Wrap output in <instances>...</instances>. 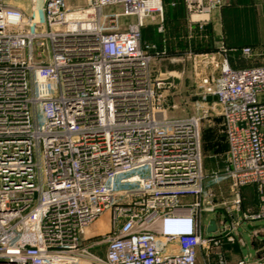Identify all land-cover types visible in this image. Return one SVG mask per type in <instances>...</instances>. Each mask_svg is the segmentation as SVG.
Wrapping results in <instances>:
<instances>
[{
  "label": "built area",
  "instance_id": "built-area-1",
  "mask_svg": "<svg viewBox=\"0 0 264 264\" xmlns=\"http://www.w3.org/2000/svg\"><path fill=\"white\" fill-rule=\"evenodd\" d=\"M184 4L193 40L224 5ZM149 23L165 34L163 0H31L27 11L0 0V264H198L264 220V50L174 55L164 38L143 40ZM163 61L206 71L192 115H167L180 77L157 74ZM212 118L228 150L207 174Z\"/></svg>",
  "mask_w": 264,
  "mask_h": 264
},
{
  "label": "crops",
  "instance_id": "crops-1",
  "mask_svg": "<svg viewBox=\"0 0 264 264\" xmlns=\"http://www.w3.org/2000/svg\"><path fill=\"white\" fill-rule=\"evenodd\" d=\"M223 7L217 10L212 18V22L207 26L206 30L210 33L209 37H206L205 42L208 41L212 48H217L221 42H224L229 48H238L241 46V42L238 39H230L226 41L223 36H240L244 35L242 32V25H239V20L245 19L249 21H257L264 19V0H222ZM7 2L15 7L21 8L25 11L31 5V0H7ZM165 7V29L164 35L157 30L156 23H149L145 30V36L147 42H153L158 44L160 47L162 45L163 38L167 40L168 48L171 52L184 51L187 47H182L183 40L187 42L186 35L189 33L188 27V17L184 4V0H163ZM263 6H262V5ZM252 10L249 11V9ZM261 8V9H260ZM247 9V11L245 10ZM263 13V14H262ZM222 36V37H220ZM201 38V37H200ZM196 36L195 41L190 42L189 46H197L198 40ZM221 38V39H216ZM203 41V40H202ZM195 48V47H194ZM155 69L158 73H161V69L158 70V65H155ZM226 153V152H225ZM224 192H227L226 186L224 187ZM250 194H253L252 199ZM244 195V210H256L257 209V197L255 195L254 189L247 188L243 191ZM253 200V202L251 201ZM252 205V206H250ZM264 220L252 223L251 225L261 224ZM100 226H104L102 223ZM95 229V227H94ZM249 229V224H245L240 231L241 237L239 236L237 240L241 243L237 250V257L234 259L231 253L234 246L226 244V253L224 254L228 264H237L239 261L248 259L251 264L260 262L264 264V239L259 234L257 237L251 235ZM247 237V239H245ZM248 252H245L246 248H249ZM231 249V250H230ZM198 264H218L217 257L213 256L208 261L206 260L205 253L203 251L199 254Z\"/></svg>",
  "mask_w": 264,
  "mask_h": 264
},
{
  "label": "rangeland",
  "instance_id": "rangeland-1",
  "mask_svg": "<svg viewBox=\"0 0 264 264\" xmlns=\"http://www.w3.org/2000/svg\"><path fill=\"white\" fill-rule=\"evenodd\" d=\"M88 0H67V3L71 8L84 7L87 5ZM262 5V4H261ZM264 5V3H263ZM262 5V6H263ZM261 9V8H260ZM247 11V9H245ZM252 8L249 9V11ZM120 8L114 7L105 10V14H109L112 12H119ZM263 14V13H262ZM239 25H242V32L244 31V35L240 36H223L226 41L230 39H238L241 41V46L243 45H251L254 46L257 50H264V19L257 21H249V20H239ZM134 18H122L120 20L121 26L123 28L127 27V24L134 23ZM207 37L210 35L207 30L204 32ZM189 36L186 35L187 42L183 40L182 47H185L190 42H193V39H189ZM222 37V36H220ZM206 39V36L204 37ZM221 39V38H216ZM184 51H178L179 54H184ZM158 65V70L164 73L167 72H176V75L179 76V80H177L176 89H174L171 97L170 104L171 106H175L176 108H171V112H168L167 115L173 118L190 116L194 112V105L190 100V96L198 91V84L200 83V75H206V71L201 68H193L189 62L184 63H171L170 61H163L156 63ZM156 67V66H155ZM156 70V69H155ZM201 140H202V153H203V168L204 172L209 174L220 167L221 157L225 154L226 150V136L224 132V124L223 121L219 118H212L209 120L203 121L201 124ZM253 194H250V198L252 199ZM253 202V200H251ZM252 206V205H250ZM101 223L104 225L100 227ZM102 228L103 233L107 230V223L104 220H100L95 229H92V232L95 234L98 233L97 230ZM247 231L251 232L253 236L255 232L261 234L264 239V222L261 224L251 225L249 224V229ZM99 234V233H98ZM241 237V234H239ZM238 236V237H239ZM247 239V237H245ZM226 241V240H225ZM264 241V240H263ZM236 244H231L229 242L219 244L218 246H214L212 250V255L218 256L220 254H225L226 244L236 245L231 250L234 255L233 258L237 257V250L240 247L241 243L236 240ZM238 247V248H237ZM248 249H251V245L249 244V248L245 249V252H248ZM216 256V257H217Z\"/></svg>",
  "mask_w": 264,
  "mask_h": 264
},
{
  "label": "trees",
  "instance_id": "trees-1",
  "mask_svg": "<svg viewBox=\"0 0 264 264\" xmlns=\"http://www.w3.org/2000/svg\"><path fill=\"white\" fill-rule=\"evenodd\" d=\"M145 30H146V28H144L143 29V40L144 41H147L146 40V36H145ZM196 36L198 37V38H200L201 36H202V38H200V40H198L199 42H198V45L196 46H191L196 52H208V51H214L215 49H216V47L215 48H212L211 47V45H210V43L208 42V41H204V40H206V39H204V37L206 36L207 37V35H205L204 33L201 35L200 33H196ZM203 40V41H202ZM195 41V40H194ZM239 42H241V41H239ZM245 46H250V47H253L254 48V46H251V45H243V46H239L238 48L240 49V48H242V47H245ZM185 47H187V46H185ZM195 47V48H194ZM189 48V45H188V47H187V49ZM186 49V50H187ZM185 50V51H186ZM173 53V52H172ZM174 55H181V54H179L178 52H174L173 53ZM226 144H227V140H226ZM227 150H228V144H227V146H226V150H225V152H227ZM224 152V153H225Z\"/></svg>",
  "mask_w": 264,
  "mask_h": 264
},
{
  "label": "water",
  "instance_id": "water-1",
  "mask_svg": "<svg viewBox=\"0 0 264 264\" xmlns=\"http://www.w3.org/2000/svg\"><path fill=\"white\" fill-rule=\"evenodd\" d=\"M189 183H190V184H193V183H194V180H190ZM185 184H186L185 181L179 182V185H185ZM208 231H209V232H214L215 229H211V228H209Z\"/></svg>",
  "mask_w": 264,
  "mask_h": 264
}]
</instances>
